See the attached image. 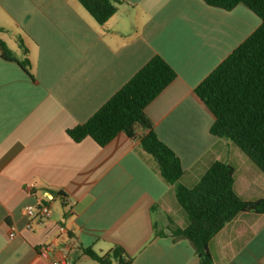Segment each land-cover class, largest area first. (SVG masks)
Listing matches in <instances>:
<instances>
[{
    "label": "crops",
    "instance_id": "crops-1",
    "mask_svg": "<svg viewBox=\"0 0 264 264\" xmlns=\"http://www.w3.org/2000/svg\"><path fill=\"white\" fill-rule=\"evenodd\" d=\"M118 1L99 25L77 0H0V40L13 58L28 59L31 74L0 51V264H96L82 249L102 255L115 246L131 264H198L190 243L171 236L186 218L138 137L120 133L101 148L66 133L154 56L176 78L145 114L180 160L181 182L193 186L222 162L235 168L241 198L264 199V174L210 134L213 116L194 94L260 19L242 4L224 11L202 0ZM26 206H47L51 215L28 219ZM208 249L213 264H264V213L237 215Z\"/></svg>",
    "mask_w": 264,
    "mask_h": 264
},
{
    "label": "trees",
    "instance_id": "trees-1",
    "mask_svg": "<svg viewBox=\"0 0 264 264\" xmlns=\"http://www.w3.org/2000/svg\"><path fill=\"white\" fill-rule=\"evenodd\" d=\"M99 25L117 10L118 0H77ZM207 6L231 11L242 4L261 21L260 26L234 49L195 89L194 94L213 116L210 134L236 146L264 174V0H202ZM1 57L16 62L29 76V61H18L0 40ZM176 78L175 71L159 56L151 58L85 123L66 131L76 143L92 139L107 146L118 134L138 142L155 164L161 180L173 187L177 205L186 218L183 228L170 227L174 239L192 246L198 264H213L210 240L241 213H264V199L245 200L234 190L235 168L213 163L193 186L181 181L180 160L153 132L145 108ZM145 132L138 136V132ZM66 201V196L59 194ZM83 254L96 264H131L119 246L105 254L91 248Z\"/></svg>",
    "mask_w": 264,
    "mask_h": 264
},
{
    "label": "built area",
    "instance_id": "built-area-1",
    "mask_svg": "<svg viewBox=\"0 0 264 264\" xmlns=\"http://www.w3.org/2000/svg\"><path fill=\"white\" fill-rule=\"evenodd\" d=\"M23 214L28 218V219H33L36 217L39 218H48L51 215L50 208L47 206H40L38 208L34 206H26L23 208ZM9 239H12L15 234V227L10 226L9 227ZM60 231H63V229H60ZM49 253V247L44 245L40 248V255L43 258H46ZM55 264H70V262L67 260V258H62L59 261H57Z\"/></svg>",
    "mask_w": 264,
    "mask_h": 264
}]
</instances>
